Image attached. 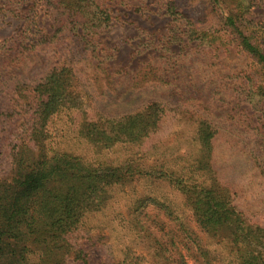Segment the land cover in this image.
Instances as JSON below:
<instances>
[{
  "label": "trees",
  "instance_id": "1",
  "mask_svg": "<svg viewBox=\"0 0 264 264\" xmlns=\"http://www.w3.org/2000/svg\"><path fill=\"white\" fill-rule=\"evenodd\" d=\"M35 1L56 13L54 32L36 35L31 27L38 30L36 17L25 19L26 11H20L18 18L25 21L24 29L32 30L33 38L23 29L19 36L31 39L28 45L0 48V148L14 160L12 177L0 179V264H88L87 254L71 244V238L85 215L103 202L106 189L121 183L125 174L131 176L132 169L92 165L46 142L57 130L52 122L56 116L84 111L89 93L78 78L76 60L105 65L109 53L98 37L115 25L114 8L126 0ZM135 1L131 6L141 2ZM7 3L9 10L4 11L14 13L16 0ZM140 4V11L150 10ZM253 4V0L159 1L180 32L169 37L170 43L181 42L184 36L222 57L244 53L264 71V23L253 19ZM64 39L73 43L70 54H62L61 47L68 48ZM44 53L51 55L49 59L61 56L62 61L49 62L43 76L28 77L26 67ZM262 79L256 85L247 78L264 98V73ZM166 110V105L152 102L121 119L99 115L80 126V135L104 148L144 143L159 129ZM198 122L192 137L198 147L181 158L185 164L151 168L149 174L167 181L185 198L194 222L214 242H205L166 203L139 201L135 213L150 201L164 217L156 226H139L147 235L152 264H264V225L236 206L215 167V142L222 129L207 118ZM227 135L235 136L234 131ZM146 263V257L126 247L122 257L104 264Z\"/></svg>",
  "mask_w": 264,
  "mask_h": 264
},
{
  "label": "rangeland",
  "instance_id": "2",
  "mask_svg": "<svg viewBox=\"0 0 264 264\" xmlns=\"http://www.w3.org/2000/svg\"><path fill=\"white\" fill-rule=\"evenodd\" d=\"M138 1L149 5L150 10L140 11ZM159 1L137 0L136 7L131 6L132 0L118 3L114 8L115 25L98 37L109 53L105 65L85 58L76 60L78 78L89 93L84 111L56 116L52 122L57 130L46 142L51 148L72 153L92 165L132 169L131 176L125 174L121 183L106 189L103 202L96 211L85 215L71 238V244L87 254L88 264L119 259L126 247L146 257V264H152L147 235L139 226H156L164 217L150 201L140 213H135L137 203L145 199L166 203L205 242H214L194 222L185 198L170 183L149 174L151 168L185 164L181 158L198 147L192 137L201 118L220 125L223 132L217 137L214 151L222 183L232 191L236 206L264 225V98L258 96L253 83L247 80L252 78L258 85L264 71L244 53L222 57L207 45L191 42L184 36L181 42L170 43L169 37L179 36L180 32L160 8ZM16 2L13 13L4 11L9 10L7 0H0V48L7 45L17 49L20 43L28 45L33 38L32 30L24 29L25 21L18 18L20 11H26L25 19L36 17L38 30L31 24L36 35L38 31L52 34L57 25L56 13L43 2ZM253 3V19L264 23V0ZM32 7L34 11L29 10ZM23 29L24 35H30L31 39L19 36ZM64 40L68 48L61 47L62 54L72 53L71 39ZM49 57L48 53L39 54V61L26 67L27 76L36 79L45 74L49 62L62 61L61 56ZM152 102L166 105L168 110L159 129L144 143L104 148L80 135V126L86 120H97L99 115L121 119ZM229 131H234L235 136L227 135ZM13 167L12 155L0 148V179L9 180Z\"/></svg>",
  "mask_w": 264,
  "mask_h": 264
}]
</instances>
